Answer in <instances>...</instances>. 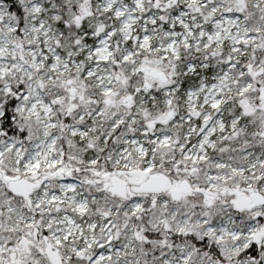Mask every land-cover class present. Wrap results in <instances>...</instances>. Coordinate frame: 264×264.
I'll list each match as a JSON object with an SVG mask.
<instances>
[{"label":"snow or ice","instance_id":"snow-or-ice-1","mask_svg":"<svg viewBox=\"0 0 264 264\" xmlns=\"http://www.w3.org/2000/svg\"><path fill=\"white\" fill-rule=\"evenodd\" d=\"M0 264H264V0H0Z\"/></svg>","mask_w":264,"mask_h":264}]
</instances>
